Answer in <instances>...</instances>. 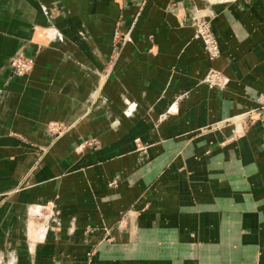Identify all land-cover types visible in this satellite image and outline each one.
I'll return each mask as SVG.
<instances>
[{
    "label": "crops",
    "instance_id": "1",
    "mask_svg": "<svg viewBox=\"0 0 264 264\" xmlns=\"http://www.w3.org/2000/svg\"><path fill=\"white\" fill-rule=\"evenodd\" d=\"M260 93L264 0H0V264H264V117L234 122Z\"/></svg>",
    "mask_w": 264,
    "mask_h": 264
},
{
    "label": "rangeland",
    "instance_id": "2",
    "mask_svg": "<svg viewBox=\"0 0 264 264\" xmlns=\"http://www.w3.org/2000/svg\"><path fill=\"white\" fill-rule=\"evenodd\" d=\"M206 19L208 20V18H206ZM116 31H119V30L115 27V29H113L112 35H111L110 53L107 57L105 66L102 68V70L99 71L98 76L102 75V76L106 77L113 67L115 59L117 57V53H118L119 48H120V43L118 41V38H116V36H115ZM12 60L16 61L14 66L11 64ZM7 65H8V68L10 70V73L13 76L22 77V76L27 75L31 71L32 66H33V59L29 56H25L23 54H18L15 56H11L8 60ZM202 83H204V82H202ZM101 84H102V82H99L98 88ZM224 86H225V81H224ZM209 87H214V86H209ZM223 87H221V88H223ZM216 88H218V87H216ZM255 103H256V105L253 108H250V109L244 111L243 113L239 114V115L243 114V116H244L246 113H248V115H246L244 118L241 117L243 119L240 118L241 122L236 121L237 124L241 123L242 126H244V128H245L247 125L253 123L254 121L263 119V117H264V93H260L256 96ZM239 115H236V116H239ZM234 119H235V116H234ZM69 128L70 127L68 126V124L63 123V122L62 123H60V122H49L46 125V129H47L49 135L51 136V138H53V139L60 136L62 133L66 132ZM96 145H97V140L95 138H89V139H86V140H83L82 142H80L78 144V147H87V148L94 149L96 147ZM40 208H41V210H40ZM46 209L47 208H45L44 206L40 207L38 205H33L30 208V210H28V214H30V219L43 222L42 225H40V226L38 225L37 227L30 228L28 226V228H29L28 230H30V229H33V231H34V229L37 230V233H35L36 235L38 234L39 230H41L43 228V225L46 222V218H48L49 215L52 213L51 209L50 210L49 209L46 210Z\"/></svg>",
    "mask_w": 264,
    "mask_h": 264
},
{
    "label": "built area",
    "instance_id": "3",
    "mask_svg": "<svg viewBox=\"0 0 264 264\" xmlns=\"http://www.w3.org/2000/svg\"><path fill=\"white\" fill-rule=\"evenodd\" d=\"M191 25L193 28V36L201 41L207 60L210 62L214 61L219 56V47L213 33L211 32L209 20L202 16H196L192 19ZM115 36L116 38H118L119 43L130 42L131 40L128 32L121 33L120 31H116ZM15 63L16 61L12 60L11 64L13 66L15 65ZM224 79L225 78L220 71L210 67L206 70L205 74L201 78V82H204L208 86L221 88L224 86ZM246 115H248V113H246L244 116L243 114L235 116L234 121L241 122L240 120L243 119ZM137 141V139L134 140L136 144ZM110 184H114V181L112 180ZM34 232L37 233V230Z\"/></svg>",
    "mask_w": 264,
    "mask_h": 264
}]
</instances>
